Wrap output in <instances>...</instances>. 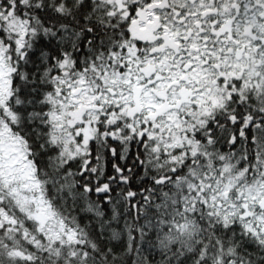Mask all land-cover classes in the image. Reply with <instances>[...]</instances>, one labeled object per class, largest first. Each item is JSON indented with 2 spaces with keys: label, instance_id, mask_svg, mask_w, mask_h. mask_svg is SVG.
<instances>
[{
  "label": "snow or ice",
  "instance_id": "1",
  "mask_svg": "<svg viewBox=\"0 0 264 264\" xmlns=\"http://www.w3.org/2000/svg\"><path fill=\"white\" fill-rule=\"evenodd\" d=\"M0 264H264V0H0Z\"/></svg>",
  "mask_w": 264,
  "mask_h": 264
}]
</instances>
